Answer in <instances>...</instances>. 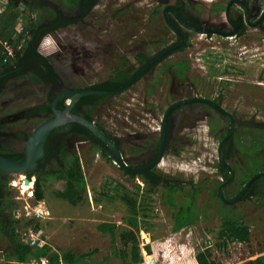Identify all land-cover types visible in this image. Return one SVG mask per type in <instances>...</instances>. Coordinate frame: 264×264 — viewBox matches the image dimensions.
Instances as JSON below:
<instances>
[{
  "label": "rangeland",
  "instance_id": "rangeland-1",
  "mask_svg": "<svg viewBox=\"0 0 264 264\" xmlns=\"http://www.w3.org/2000/svg\"><path fill=\"white\" fill-rule=\"evenodd\" d=\"M7 1L0 0V9L6 8ZM15 1L21 13L16 22L14 38L18 39L19 43H24L22 53L30 47V30L50 22L55 17L57 9L63 15L77 16L80 13L79 7H71L68 0H46L47 6L41 8H38L33 0ZM184 1L186 8L203 20L224 22L226 5L230 0ZM156 2L157 0H100L81 21L57 28L45 35L37 50L55 66L67 85L79 87L81 84H87L85 79L75 75L76 71L72 68L71 62L74 67L84 66L86 71H89L83 60L88 56L92 60L97 59L103 54L102 50L109 48L98 39L114 38L119 42V39L126 36L142 38L159 33L171 35L172 31L161 14L154 15ZM21 26H25L29 31L27 36L19 33L18 28ZM246 32L257 33V38H264V30L249 27ZM232 36L210 37L205 33L194 36L191 47L185 52V57L189 61L190 80L198 88L200 86L203 87V91L210 92L207 93L208 96H215L223 91L227 94L226 104L232 105L231 109L237 107L242 112L240 115L250 116L247 119L254 118V115L259 113L256 121L264 122V48L254 45L252 47L257 48L256 50L246 52V49L251 47L245 48V36L231 38ZM112 44L114 56L108 61L107 67L95 71V78L98 80L103 74L114 72L115 66L111 63L112 60L118 59L121 51L118 50L116 43ZM23 80L24 78L20 77L17 84H21ZM259 82L262 85H258ZM28 87L33 91L38 88L30 83L23 86V89ZM11 89L7 86L0 96L1 99L12 97L14 92ZM132 90L134 91L132 95L129 91L118 97L124 104L114 98L112 104L105 110L101 107L98 113L96 112L98 116L110 113L107 116V125L103 122L104 127L116 130V123L111 121L118 115V111L112 110L118 108L117 106H126L128 110L136 108L135 110L139 112L143 108L148 110L152 103L141 99L140 95H135L137 89ZM32 95L21 101L18 108L34 105L36 98ZM164 96L165 94L162 97ZM169 102L167 100L164 104L159 103L160 107H163L158 114L156 113L157 115L151 116L152 121H155L150 122L152 125L157 124L158 116ZM109 124H113L112 127H109ZM194 130L197 136L191 137L192 133L190 135L187 133L185 139L190 138L194 141L193 138L197 137L198 141L196 143L192 141L188 146L184 144L185 147L180 148V151L178 148H170L160 164L163 171L168 173V178L184 182L191 180L201 188L197 206L204 210V213L202 212L197 223L182 231L180 243L193 250L194 254L208 248L212 253L213 264H250L252 260L264 255V201L252 197L233 207L237 213L241 212L245 216L251 230V241L242 243L232 239L226 229L227 222L220 213L226 207H223L215 196L218 182L221 181L220 174L215 168V163L219 160L221 136L215 131H210L204 121H201ZM157 139L158 135L149 133L143 135L138 143L155 144ZM234 143L236 152L232 153L229 161L235 165L238 177L233 186L235 188L231 186L228 189L227 198L237 193L252 175L251 167L254 165L252 163H258L259 156L264 157V126L242 130L235 135ZM23 146V142H18L19 148ZM82 151H80L84 166L82 169L88 185L83 192L82 201L76 205L59 197L58 192L65 189L63 180L50 179L42 182L45 198L36 200L34 195L36 176H32L30 188L23 182L28 178L26 175L13 174L9 177L8 187L16 206L13 214L20 220L17 231L21 238L33 234L34 239L45 244L52 254L61 255L71 250L77 257L74 264H134L132 244L128 242L124 245L121 237L122 232L129 229L137 234L139 240L140 261L137 264H163L162 257L155 256L152 243L167 240L173 232V224L176 226L179 221L181 224L192 221L187 213L192 214L193 210L191 212V209L180 210L181 207L186 208L187 204H190L188 200L183 203V199L190 193L191 186L186 184L184 188H179L173 198L177 205L173 206L166 195V188H153L141 176L129 177L119 167L117 161L109 157V152L102 154L94 149L89 153H86V150ZM125 159L127 162L129 159L133 160L131 154ZM247 162H250V165ZM200 168L201 171H198ZM260 182L263 186L264 178ZM262 193L264 194V189ZM29 220L35 222L28 225ZM9 247L8 239L0 236V264H45L41 258L47 257L42 255V250L34 249L28 260L20 263L13 257H7ZM179 254L182 255V252ZM61 264L66 263L62 261Z\"/></svg>",
  "mask_w": 264,
  "mask_h": 264
},
{
  "label": "flooded vegetation",
  "instance_id": "flooded-vegetation-1",
  "mask_svg": "<svg viewBox=\"0 0 264 264\" xmlns=\"http://www.w3.org/2000/svg\"><path fill=\"white\" fill-rule=\"evenodd\" d=\"M156 4L157 6L155 7L154 15L161 14L166 25L172 31L171 35L169 33H159L148 35L146 37L143 36L142 38L137 36H126L121 40H118L120 43L114 38H109L108 40L98 39L99 42H102L103 45L109 46V48L102 50L103 54L97 59L92 60L88 56V58L83 60V63L87 64L89 67V71H86L84 66L83 68L74 67L73 62H71L72 68L76 71L75 75L79 78L85 79L87 84H81L79 87L67 85L63 78L60 77L55 66H53L45 55L38 52L37 49L33 50L28 48L19 59L14 57L11 62H7L3 67H0V96L5 92L7 86L9 89L12 88L13 90H11L14 92L12 97L4 99H1L0 97V155L9 160H22L26 153L28 137L32 131L41 123L55 117V111L52 104L56 102L55 109L58 111L66 110L67 106L71 104V100L69 99L63 101L59 99L60 95L63 93L75 89H120L149 59L163 53L172 46H176L172 51L161 55L146 69L141 71L131 85L124 91L116 94L86 95L80 97L73 103L70 112L82 119L97 124L108 133V135L116 141L125 158L131 154L133 160L131 161L129 159L127 163L136 168H145L158 157L162 142V125L166 118L165 151L160 161L153 168L140 175L126 174L132 178L141 176L142 179L153 188H166V195L168 197L170 196L169 191L172 186L177 184L178 187L173 195L175 198L179 188H184V185L186 184L190 185V193L187 195L185 193L184 195H186V198L183 200L195 196V207L196 211L200 213V219L202 212L204 211L200 210L197 206V198L201 188L197 187V184L191 180L184 182L176 178H168V173L166 171L164 172L163 168L160 166L161 161L170 148H178L180 151V148L185 147L183 146L184 144L188 146L192 143L193 140L190 138L185 139V136L187 133L189 135L192 133L191 137H194L195 135L197 136V133H194V129L201 121L206 123V126L210 131H215L221 136V143L231 127L230 119L226 113L231 114L236 122L246 120L250 116L240 115L242 112L237 107L231 109L232 105L226 104L227 94L223 91L215 96H208L207 93L210 92L203 91V87L199 86L198 88L194 82H191L189 63L186 73H182L186 68L185 62L188 61L185 57V52L191 47L194 36L199 32L182 25L175 13L170 10L167 14L174 25L179 29L180 34L182 35L181 38L168 25L165 17V9L170 5L176 7L177 12L188 22L209 29L210 31L205 33L206 36L212 37L214 35H219L220 37H226L233 35L231 37L233 38L244 35L245 48L251 47V49H246V52H251L257 49L252 47L254 45H259L258 48H264V38L259 39L256 37L257 33L246 32L249 27L258 29L259 31L264 30V1L230 0L226 5L224 22H208L203 20L201 17H198L191 10L186 8V2L184 0H157ZM56 12V15L62 13L59 9H57ZM53 30L55 29H52L51 31ZM171 36L173 38L170 39ZM189 37L191 39L190 43L187 42ZM239 39L241 40V37ZM113 42L116 43V46L119 47L118 50L121 51L118 59L112 60L111 64L115 66L114 72L111 74H103L101 79L98 80L95 78V71L107 67L106 65L108 61L114 56L113 53L115 50L113 49ZM42 56L44 59L41 58ZM170 58L171 60H169ZM92 62L95 64L92 65ZM124 73H127V76L121 77V74ZM20 77H23L24 80L21 81V84H17ZM30 83L36 85V88L38 86L36 91L31 90L29 88L30 86L25 90L23 89V86H27ZM258 85L262 84L259 82ZM132 89H137L135 95H140L141 99L146 102L149 101V103H152L153 105H149L148 110L143 108L140 112L135 110L136 108H134V110H128L126 106H117L118 108L112 110L118 111V115L111 121V123H116V130L114 128H111V130L104 127L105 124L107 125V116H109L110 113H102L98 116V114L96 115V112L98 113L101 107H104L103 110H105L108 105L112 104L111 102H113L114 98L121 101L118 97L127 94L129 91H131L132 95L134 92ZM29 94L35 96L36 103L28 107L18 108L21 101L26 97L31 96ZM163 94H165L164 97H162ZM167 95H170V97L166 98ZM106 98H109L110 100H107ZM167 100L170 102L164 106V111L158 116L157 124L155 126L152 125L150 122L154 123L155 121H152L151 116L157 115L158 111L160 112L163 107H160L159 103L162 102L164 104ZM182 101L186 102L172 107L174 104ZM209 101H212L214 104L209 103ZM121 102L123 103V101ZM104 104L107 105L104 106ZM125 105H127V103ZM13 107L15 108L12 109ZM144 110H146V112ZM112 113L115 114L114 111H112ZM258 114L259 113L254 115L255 121L259 116ZM103 122L105 124H103ZM109 125V127H112L111 125L113 124ZM150 129L152 131H148ZM239 132L234 131L232 136L226 141L223 149L224 156L228 152L231 154L236 152L234 137ZM149 133H155L158 135L155 144L144 145L138 143V141L143 138V135H148ZM193 139L194 143L198 141L197 137ZM18 142L24 143L23 148L18 147ZM92 149L98 150L102 154L109 152V157L113 158L108 148L82 123L77 121H67L49 133L45 141L43 152L38 159L39 163L34 170V174L27 173L26 175L31 181L32 176L38 174L47 175L50 172L59 173L60 168H65L66 164H72V158L76 155L79 157L81 167L83 168V159L80 151L86 150V153H89ZM231 157L225 159L234 170L235 175L233 181L230 184L225 185L223 188L225 196L229 195L228 189L231 186L232 188H235L233 186L236 184L235 180L238 177V171L235 165L229 161ZM259 157L258 164L264 163V157ZM247 163L250 165V162ZM215 165L216 172L220 174L221 178V181L218 182L215 196L218 200H221L218 193L219 186L228 179L229 169L220 160V157ZM198 171H201V168ZM226 172L228 173V176L225 178L224 175ZM255 174L253 173L245 184ZM11 175L13 174L4 177H7L9 180ZM58 180H63L65 182V179L63 178H59ZM254 182L250 185L239 202H243L248 198L256 197L250 195V192L252 191L251 187L254 185ZM245 184L241 186L237 193L230 195V198L239 194ZM257 188L259 192L262 193L264 185L262 186L261 182H259ZM174 189L176 188L174 187ZM191 192H196V195ZM239 202L226 205L231 206L230 211L235 214L237 211H235L233 207ZM199 219L189 225L183 226L181 231L186 227L197 223ZM174 226L175 225L173 224L172 227L174 228Z\"/></svg>",
  "mask_w": 264,
  "mask_h": 264
},
{
  "label": "trees",
  "instance_id": "trees-1",
  "mask_svg": "<svg viewBox=\"0 0 264 264\" xmlns=\"http://www.w3.org/2000/svg\"><path fill=\"white\" fill-rule=\"evenodd\" d=\"M99 1L100 0H68V3L71 7H79V15L70 16L58 13L47 24H41L35 29L30 30L31 49L36 50L43 37L47 35L52 29L70 25L84 19L91 8ZM33 2L38 8L47 6L46 0H33ZM16 3L17 2L15 0H8L6 8L0 9V67H3L6 64L3 60L6 55V50L3 43L5 41H8L13 43L16 47L19 44V40H15L14 38V35L16 34V22L19 19L21 13ZM27 26L28 25L26 24V27ZM22 50L23 47L16 51L15 58L18 59L22 56ZM41 58H43V56ZM12 60L13 58H11L10 62ZM44 63L47 64L46 62ZM188 63V61L185 62L186 68L182 72L184 74L186 73V69H188ZM123 76H127V73L121 74V77ZM231 156L232 154L228 152L224 157L226 159H229ZM253 164L254 165L251 167L252 174L264 171V164ZM36 176L37 181L34 191L36 200H43L45 198L42 182L46 180H57L59 178L65 179V189L58 192V195L59 197L67 200L72 205H76L80 201H82L83 192L86 190L88 185L86 175L81 167L80 159L77 155L72 158V164L69 163V165L66 164L65 168H60L59 173L50 172L47 175L38 174ZM227 176L228 173L226 172L224 177L226 178ZM263 178L264 177L258 178L254 182V185L251 187L252 191L250 192V195L261 198L264 201V194L259 192L257 188L258 183ZM8 181L9 180L7 177H3V179L0 180V236L7 238L10 242V247L7 250V257H13L17 262L22 263L28 260V258L33 254L34 249H39L42 250V255L47 257L49 259V262L51 263L61 264V262L63 261L66 264H74L77 257L71 250H68L61 255L56 253L52 254L50 252V249H48L46 245L41 242H38L34 246H30L21 240V236L17 231V226L20 223V220L14 217L13 214L16 206L14 200L12 199L11 191L8 187ZM174 187L176 189H174ZM177 189L178 187L176 184L172 186L169 191V201L173 206L177 205L173 200V195L177 191ZM191 193L196 195V192ZM187 200L190 202V204H187L186 208L181 207L180 210L191 209L190 212L193 210L192 214L186 212L187 215L192 219V221L186 222L184 224H181V221H179L177 225L174 226L173 233L167 240L159 243H152V250L155 256L162 257L163 264H213L214 260L212 259V253L208 248L203 252L194 254L193 250L187 249L180 243L183 233L181 231V228L195 222L200 217V213L196 211L195 207V196ZM127 201L131 203L130 200L127 199ZM184 202H186V200H184L183 203ZM220 202L224 207H226L224 210L222 209L220 213L223 216V219H225L227 222L226 229L230 233L232 239L242 243H249L251 241V230L249 224L246 222L245 216L242 215L241 212H236L235 214L232 213L230 211L231 206H228L226 204L224 205L221 200ZM34 222V220H29L28 225ZM121 237L124 245L128 244V242H131V250L133 254L132 261L134 264H137L140 261V246L137 234L132 230L126 229L122 232ZM179 252H182V255H180ZM250 264H264V255H261L252 260Z\"/></svg>",
  "mask_w": 264,
  "mask_h": 264
},
{
  "label": "water",
  "instance_id": "water-1",
  "mask_svg": "<svg viewBox=\"0 0 264 264\" xmlns=\"http://www.w3.org/2000/svg\"><path fill=\"white\" fill-rule=\"evenodd\" d=\"M170 10L175 13L178 20L181 22V24L188 27L189 29L197 31L199 33H208L210 31L209 29H206V28H203L200 26H196V25L188 22L185 18H183L177 12L176 7H173L170 5L165 9L166 21H167L168 25L181 38H182V35L180 34L179 29L174 25L171 18L167 14ZM229 18H230V16H229ZM190 40L191 39L189 37L187 42L190 43ZM174 48H176V46H172V47L168 48L166 51H164L163 53L158 54V55L152 57L151 59H149L138 71H136L130 77V79L127 81V83L123 87H121L120 89H116V90H99V89H93V88L75 89V90H71V91L65 92L62 95H60V97H59L60 100L63 101V100L69 99V100H71V104H69L67 106L66 110H64V111H58L55 109L56 102H54L52 104V107L54 108V111H55V117L41 123L38 127H36L32 131V133L29 135L28 140H27L26 153H25V156L23 157V159L19 160V161L9 160L6 157L0 155V180L4 176L9 175V174H24V175H26L27 173L34 174V170L38 166V163H39L38 159L43 152L45 141H46L49 133L53 129L64 124L67 121H77V122L82 123L86 128H88L92 132V134L95 137H97L108 148V150L111 153V156L114 158L115 161H117L119 167L125 173L140 175V174L144 173L145 171L153 168L160 161V159L162 158L163 153L165 151L166 118L164 119V122L162 125V133H161L162 134V142H161V147H160V152L158 154V157L155 159L154 162H152L147 167L136 168V167L130 166L127 163L125 156L123 155V152L121 151V149L117 145L116 141L112 137H110L108 135V133H106L97 124H95L89 120L82 119L79 116L72 114L70 112V108L78 98L86 96V95L116 94V93L124 91L125 89H127L131 85V83L135 80V78L138 76V74L141 73V71L146 69L153 61H155L161 55L172 51ZM186 101H190V100H186ZM186 101L178 102V103L174 104L172 107L179 105V104L186 102ZM209 103L214 104L212 101H209ZM221 110L223 112H225L223 109H221ZM226 114L228 115V117L230 119L231 127H230V131L228 132V134L223 138V140L220 143L219 157H220V160L229 169V177L224 183H222L219 186L218 193H219L221 200L225 204L231 205V204H235L241 200V198L244 196V194L246 193V191L248 190L250 185L255 180H257L258 178L264 177V171L259 172V173L255 174L254 176H252L251 179L244 185V187L242 188L240 193L237 194L235 197L230 198V199L226 198V196L224 195V192H223V188L225 185L230 184L233 181L235 173H234V170L232 169V167L227 163V161L224 157V153H223L224 145H225L226 141L232 136L234 131L239 132L245 128L263 127L264 122L255 121L254 118L246 119V120H243L241 122H236L234 117L231 114H229V113H226ZM25 183L26 184L30 183L29 178L25 179Z\"/></svg>",
  "mask_w": 264,
  "mask_h": 264
},
{
  "label": "built area",
  "instance_id": "built-area-1",
  "mask_svg": "<svg viewBox=\"0 0 264 264\" xmlns=\"http://www.w3.org/2000/svg\"><path fill=\"white\" fill-rule=\"evenodd\" d=\"M18 31H19V33L24 34L25 36H27V34L29 33V31L25 28V26H21L20 28H18ZM3 45H4L5 50H6V55L3 59L4 63L10 62L11 58L15 57L16 51L22 47V43H19L16 47L13 43L8 42V41H5L3 43ZM32 194H33V192H32ZM34 238H35V236L33 234H30L27 237L25 236V237L21 238V240L30 246H34L38 243ZM41 260H42V263H45V264L49 263V259H47V258L46 259L41 258Z\"/></svg>",
  "mask_w": 264,
  "mask_h": 264
},
{
  "label": "crops",
  "instance_id": "crops-1",
  "mask_svg": "<svg viewBox=\"0 0 264 264\" xmlns=\"http://www.w3.org/2000/svg\"><path fill=\"white\" fill-rule=\"evenodd\" d=\"M24 43H22V47L24 48ZM30 49H31V42H30V47H29ZM39 52V51H38ZM41 53V52H40ZM23 54V53H22ZM42 54V53H41ZM19 59V58H18ZM25 176V175H24ZM27 185H31V182L29 183V184H27ZM24 192V191H23Z\"/></svg>",
  "mask_w": 264,
  "mask_h": 264
},
{
  "label": "bare ground",
  "instance_id": "bare-ground-1",
  "mask_svg": "<svg viewBox=\"0 0 264 264\" xmlns=\"http://www.w3.org/2000/svg\"><path fill=\"white\" fill-rule=\"evenodd\" d=\"M26 179V178H25ZM25 179L23 180V182L25 183ZM31 187V185H28V187L27 188H30ZM41 210V209H40Z\"/></svg>",
  "mask_w": 264,
  "mask_h": 264
}]
</instances>
